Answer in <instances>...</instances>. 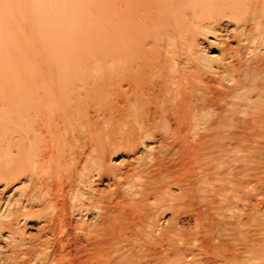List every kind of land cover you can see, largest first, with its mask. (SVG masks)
<instances>
[{"label": "rangeland", "instance_id": "1", "mask_svg": "<svg viewBox=\"0 0 264 264\" xmlns=\"http://www.w3.org/2000/svg\"><path fill=\"white\" fill-rule=\"evenodd\" d=\"M0 264H264V0H0Z\"/></svg>", "mask_w": 264, "mask_h": 264}, {"label": "bare ground", "instance_id": "2", "mask_svg": "<svg viewBox=\"0 0 264 264\" xmlns=\"http://www.w3.org/2000/svg\"><path fill=\"white\" fill-rule=\"evenodd\" d=\"M105 247H107V243H105L103 241L96 243V248L98 251V257H96V260L98 259V261H100V262L108 263L110 261V258L108 257L109 256L108 251H106V249H104Z\"/></svg>", "mask_w": 264, "mask_h": 264}]
</instances>
